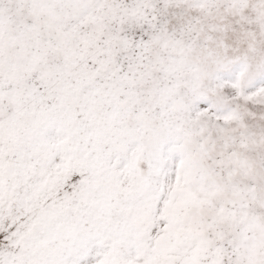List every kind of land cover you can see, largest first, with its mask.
<instances>
[{
    "label": "snow or ice",
    "instance_id": "snow-or-ice-1",
    "mask_svg": "<svg viewBox=\"0 0 264 264\" xmlns=\"http://www.w3.org/2000/svg\"><path fill=\"white\" fill-rule=\"evenodd\" d=\"M0 264H264V0H0Z\"/></svg>",
    "mask_w": 264,
    "mask_h": 264
}]
</instances>
